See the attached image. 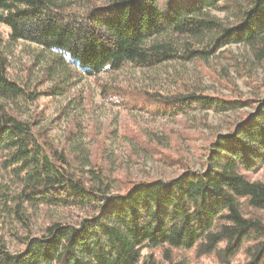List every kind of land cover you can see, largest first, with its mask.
<instances>
[{"label": "trees", "instance_id": "1", "mask_svg": "<svg viewBox=\"0 0 264 264\" xmlns=\"http://www.w3.org/2000/svg\"><path fill=\"white\" fill-rule=\"evenodd\" d=\"M1 26L0 264H264V179L255 178L264 168V0H0ZM19 43L35 47L21 79L9 66ZM228 45L249 56L239 61L222 51ZM218 58V80L231 69L253 96L209 95L185 72L132 93L99 85L103 101L153 119L251 109L216 135L201 170L183 159L168 180L125 185L108 161L95 163L82 123L68 129L70 117L55 138L32 111L43 94H69L70 78ZM48 211L57 216L40 225Z\"/></svg>", "mask_w": 264, "mask_h": 264}, {"label": "rangeland", "instance_id": "2", "mask_svg": "<svg viewBox=\"0 0 264 264\" xmlns=\"http://www.w3.org/2000/svg\"><path fill=\"white\" fill-rule=\"evenodd\" d=\"M221 20H227L224 12H213ZM7 29L0 27L2 42L6 39ZM35 51L34 46L19 43L9 52L10 73L17 79L23 77L24 71L31 64V55ZM222 51L230 53L240 61L249 56V50L241 45H228ZM216 64L205 67L197 64H187L181 67L176 62H169L157 69L123 70L117 74L101 76L98 79L80 77L79 80L70 78L73 86L69 94L48 96L41 95L32 107V111L42 112L46 122H52L54 129L51 132L55 138L65 135L63 131L67 120L72 117L69 128L76 122L84 126L86 142L94 155L95 163L114 170L115 177L124 180L127 185L133 181H152L156 179L168 180L181 173L180 161L185 160L191 170H201L205 160L206 150L210 143L215 141L216 135L226 134L228 125L239 120L241 112L216 114L211 111H195L188 117L175 119H153L144 111H123L118 106L103 101L99 92V85L110 83L119 87V90H130L142 87H151L152 78L157 75L161 78L174 72H185L191 77L192 83L198 82L205 93L225 97L239 96L248 98L253 96L254 90L247 86L243 77L229 69L227 81L218 80L221 69L225 68L222 58L214 59ZM227 67V66H226ZM258 78L264 79L263 73L256 72ZM96 80V81H95ZM49 86L46 84L42 87ZM79 97V98H74ZM74 98V99H73ZM71 111L69 117L63 115L60 120L55 119L58 111ZM247 113V112H246ZM116 131L118 139L113 137ZM150 134V141L144 138ZM135 139V140H133ZM85 140V139H84ZM141 146L147 147L145 151ZM152 141V144H150ZM156 151L153 154V151ZM144 151V152H143ZM183 157V158H182ZM100 159V160H99ZM184 162V161H183ZM109 163V165H108ZM264 179V168L255 176ZM66 215V212H62ZM40 225L43 217L55 218L57 214L48 211L41 214ZM198 264H216L213 259H203Z\"/></svg>", "mask_w": 264, "mask_h": 264}]
</instances>
